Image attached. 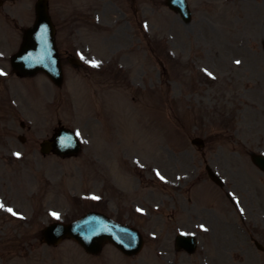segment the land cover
Wrapping results in <instances>:
<instances>
[{
  "label": "rangeland",
  "instance_id": "obj_1",
  "mask_svg": "<svg viewBox=\"0 0 264 264\" xmlns=\"http://www.w3.org/2000/svg\"><path fill=\"white\" fill-rule=\"evenodd\" d=\"M188 1L184 24L163 0H49L61 53L82 62L65 63L60 87L18 83V111L0 103V142L19 119L32 125L26 157L0 158V201L40 215L18 227L0 216V264H264L250 240L264 243V173L248 156L264 152V0ZM59 123L83 149L43 158L39 142ZM92 207L137 226L142 251L92 257L29 236ZM178 231L196 234L192 254L173 249Z\"/></svg>",
  "mask_w": 264,
  "mask_h": 264
},
{
  "label": "water",
  "instance_id": "obj_2",
  "mask_svg": "<svg viewBox=\"0 0 264 264\" xmlns=\"http://www.w3.org/2000/svg\"><path fill=\"white\" fill-rule=\"evenodd\" d=\"M167 3L172 9L179 10L183 18L188 21L190 13L184 0H167ZM12 61L13 65L23 73L42 70L55 83H61V68L54 42V28L45 5L37 6L36 23L26 30L21 48ZM192 142L199 146L203 144L199 138L193 139ZM49 148L61 155H71L79 151L80 144L72 131L61 128L51 141L42 143L43 152ZM251 159L264 170V156L253 153ZM209 175L219 182L213 173L209 172ZM43 233L45 239L52 243L66 236L72 237L92 253L98 252L104 243L111 242L125 254H132L139 251L143 243L142 236L137 229L110 220L96 212L87 213L69 224L53 223L46 227ZM176 242L178 246H184L189 251L194 248L192 237L178 235ZM257 246L264 249L259 244Z\"/></svg>",
  "mask_w": 264,
  "mask_h": 264
},
{
  "label": "flooded vegetation",
  "instance_id": "obj_3",
  "mask_svg": "<svg viewBox=\"0 0 264 264\" xmlns=\"http://www.w3.org/2000/svg\"><path fill=\"white\" fill-rule=\"evenodd\" d=\"M26 8H30L29 5L25 6ZM19 15H20V4L19 0H0V68L6 71L5 76H0V85L2 83H5L7 79L10 76H17L15 72L13 71L10 63L9 58L11 57L13 53V46L18 45L20 41V24H19ZM1 92V91H0ZM1 99H5L0 97ZM7 132L11 133L13 135L14 129L10 126H7ZM20 127L22 129H25L26 134L28 137L30 134H32V130L30 126H25L23 123L20 124ZM24 139V142L26 143V137L24 135H21ZM21 136H18L21 138ZM27 137V139H28ZM4 142H0V157H6V153L4 151V148H8V146H4ZM30 151H33L32 147H29ZM6 159H9V157H6ZM0 216L5 217L8 219L7 215L0 214ZM12 223L18 226H21L22 224H19V220H11ZM16 236L19 238H26L27 236L24 233H16ZM29 236H35V235H29ZM28 236V237H29Z\"/></svg>",
  "mask_w": 264,
  "mask_h": 264
},
{
  "label": "snow or ice",
  "instance_id": "obj_4",
  "mask_svg": "<svg viewBox=\"0 0 264 264\" xmlns=\"http://www.w3.org/2000/svg\"><path fill=\"white\" fill-rule=\"evenodd\" d=\"M236 63L239 64L240 61L237 60ZM93 66H98V65H97L95 62H93ZM2 74H3V73H0V75H2ZM76 135L79 136L80 133L77 132ZM16 155L18 156L19 153H17ZM0 207H3V205H0ZM8 211H9L10 213H12V215H16V213H15L12 209L9 208ZM52 215L58 218V214H57V213H52Z\"/></svg>",
  "mask_w": 264,
  "mask_h": 264
}]
</instances>
